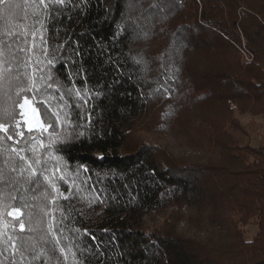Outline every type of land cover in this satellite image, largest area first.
<instances>
[{"label": "trees", "instance_id": "obj_1", "mask_svg": "<svg viewBox=\"0 0 264 264\" xmlns=\"http://www.w3.org/2000/svg\"><path fill=\"white\" fill-rule=\"evenodd\" d=\"M0 42L52 125L0 133V264H264V0H4Z\"/></svg>", "mask_w": 264, "mask_h": 264}, {"label": "snow or ice", "instance_id": "obj_2", "mask_svg": "<svg viewBox=\"0 0 264 264\" xmlns=\"http://www.w3.org/2000/svg\"><path fill=\"white\" fill-rule=\"evenodd\" d=\"M39 2L41 4H45V6H47L48 0H39ZM50 2H52V3H57V2L63 3V0H50ZM2 3H4V0H0V4H2ZM2 46H3V42H0V47H2ZM49 63H51V61H49ZM42 78L43 77H40V79H42ZM49 87H50V85H49ZM39 90L40 89L37 85V80L33 76V77L28 78V84L26 86H23V87H20L17 89V96H20L21 93L39 92ZM16 108L20 109L19 115L22 117V121L15 119V117H16L15 109ZM45 114H47V113H45ZM52 115H54L56 117L57 122H59V114L53 113ZM5 121H7V123ZM13 121H15V128L16 129H19L21 126V123H23V125L25 126V128L29 132H31L34 128L39 129L43 132H47L49 130V128L52 127V125H49V124H46L45 122H43L42 114L40 113L39 107L36 105V103L32 99H30V97L27 94L23 95L18 103L16 101H13V110L12 111L8 110V108L0 109V133L7 134L8 140H13V134L10 132V124ZM15 134L20 136L21 138L24 136V133L20 132V131L16 132ZM41 146H43L42 141H41ZM12 152L17 153V155L19 154L15 148L12 149ZM25 159H26V157L20 156V160H25ZM29 167L31 168V163H29ZM31 172H32V175L34 177H36V180L39 181L40 177L37 176L36 169L32 168ZM44 179L46 181H48L50 184L52 183V177L51 176H45ZM53 190L54 191L57 190L54 185H53ZM65 198H67V197H65ZM0 204H2V201H0ZM3 207L9 208L10 206L3 205ZM28 207L29 206L26 203L23 204L22 206H19V207H10V210L7 211V215L9 217H15V218L23 217L25 215L23 209L28 208ZM41 212L44 215L48 214L44 208H41ZM27 215H28V221H29V223H31L33 213L29 210ZM37 224H39V221L37 222ZM2 226H3V222L0 221V227H2ZM19 229L21 232H23L25 230V222L23 219H20ZM30 230H32V229H30ZM51 231H52V228L49 227L48 232H51ZM9 240L11 241V237H9ZM56 242H57V244L59 243L58 240ZM12 247L15 250V247H16L15 243L12 244Z\"/></svg>", "mask_w": 264, "mask_h": 264}, {"label": "rangeland", "instance_id": "obj_3", "mask_svg": "<svg viewBox=\"0 0 264 264\" xmlns=\"http://www.w3.org/2000/svg\"><path fill=\"white\" fill-rule=\"evenodd\" d=\"M243 56V59L244 61H246V57L242 54ZM249 117L248 116H243V117H240V120H241V123L242 124H245L247 121H248ZM254 121L256 123H260L261 125L264 126V117H257V118H254ZM35 129V128H34ZM35 130H39V129H35ZM261 133L264 134V128L261 130ZM254 139H259L258 137H254ZM264 186V184H263ZM255 233V226H247L245 228V236L247 239H250Z\"/></svg>", "mask_w": 264, "mask_h": 264}, {"label": "built area", "instance_id": "obj_4", "mask_svg": "<svg viewBox=\"0 0 264 264\" xmlns=\"http://www.w3.org/2000/svg\"><path fill=\"white\" fill-rule=\"evenodd\" d=\"M241 52L246 57V61L250 60V58H249V56H248V54L246 52H244V51H241Z\"/></svg>", "mask_w": 264, "mask_h": 264}]
</instances>
